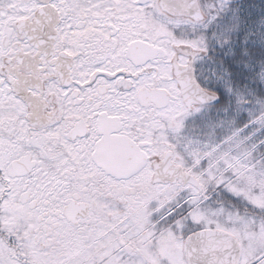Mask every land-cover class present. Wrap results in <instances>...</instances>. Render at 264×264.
Returning a JSON list of instances; mask_svg holds the SVG:
<instances>
[{
    "label": "snow or ice",
    "instance_id": "snow-or-ice-1",
    "mask_svg": "<svg viewBox=\"0 0 264 264\" xmlns=\"http://www.w3.org/2000/svg\"><path fill=\"white\" fill-rule=\"evenodd\" d=\"M0 264H264V0H0Z\"/></svg>",
    "mask_w": 264,
    "mask_h": 264
}]
</instances>
